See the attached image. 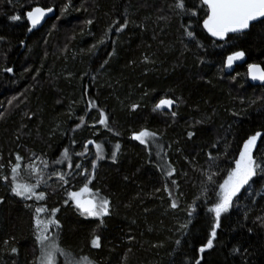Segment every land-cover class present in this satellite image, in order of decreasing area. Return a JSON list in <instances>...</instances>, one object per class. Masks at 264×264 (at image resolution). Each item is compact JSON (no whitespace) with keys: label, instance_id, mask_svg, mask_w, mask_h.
Wrapping results in <instances>:
<instances>
[{"label":"trees","instance_id":"obj_1","mask_svg":"<svg viewBox=\"0 0 264 264\" xmlns=\"http://www.w3.org/2000/svg\"><path fill=\"white\" fill-rule=\"evenodd\" d=\"M174 4L0 0L2 174L11 178L16 155L23 157V165L35 162L42 167L40 160L48 161L43 170L46 183L38 189L47 198L40 204L60 209L58 243L73 257L87 256L94 264H194L213 222L207 208L215 200V189L207 185L206 174L217 172L215 180L222 182L243 141L257 131L264 134V85H252L247 73L251 63L264 68V25L216 41L202 28L205 6L200 0H186L196 17L181 14ZM33 6H53L56 17L32 32L26 20L11 21L16 14L23 19ZM125 22L127 26L117 31ZM189 25L196 40L186 36ZM234 51L245 52V63L229 74L224 61ZM4 67L13 72H3ZM162 98L175 104L154 111ZM90 100L108 115L109 128L97 123L96 108L86 114ZM133 104L139 105L135 111ZM81 116L85 125L77 127ZM145 128L157 133L161 155L175 169L173 176L161 171L154 148L150 156L131 138ZM189 132L195 133L191 139ZM88 140L104 146L90 185L111 202L103 224L80 215L70 201L64 204L67 191L82 186L84 178L80 170L67 167L68 161L54 163L67 148L73 165L91 172L94 145L86 156L73 155L83 151ZM117 143L121 148L113 162ZM257 145L254 155L264 157V143L258 140ZM209 154L219 159L213 162ZM58 173H72L67 185ZM20 179L33 183L35 176L22 166ZM246 189L222 216L215 247L204 253L201 264H264V223L259 219L264 218V175L254 177ZM0 200V264H33L39 255L33 201L12 195L10 184L2 180ZM172 200L178 204L175 209ZM184 224L188 227L182 228ZM94 236L101 238L98 249L91 247ZM234 247L241 254H233Z\"/></svg>","mask_w":264,"mask_h":264},{"label":"snow or ice","instance_id":"obj_2","mask_svg":"<svg viewBox=\"0 0 264 264\" xmlns=\"http://www.w3.org/2000/svg\"><path fill=\"white\" fill-rule=\"evenodd\" d=\"M204 8V17L202 18V28L203 30L212 38L216 40H229L232 35L236 34H246L250 28L255 27L256 24L264 25V0H200ZM174 7L184 15H189L196 17L198 15L197 11L191 10L186 7V0H175ZM67 9L65 8L64 11ZM54 11L52 7L46 6H33L30 10L24 13V18L20 14H16L10 17L13 22L24 23L26 20L27 31L31 32L40 23ZM87 23L90 25L93 21L89 20ZM118 23V22H117ZM127 26L125 22L121 25L117 31H122L124 27ZM191 25L185 29L186 36L189 40H196V35L194 30H189ZM111 28L109 29V32ZM232 34V35H230ZM107 35V33H106ZM105 41L101 39L100 44ZM203 47V45H199ZM96 46L94 45L93 48ZM245 58L244 51H234L226 57L224 61V67L231 69L235 62L241 61ZM104 63H107L105 61ZM103 66V65H102ZM3 72L12 73L13 69L11 67H4ZM248 75L253 81L259 80L264 82V68L260 64H248ZM175 104V100L169 98H162L154 106V111L162 109H171ZM139 107L138 104L132 105V110L135 111ZM93 108H96L99 112L98 124L109 128V117L102 110L97 108L95 101H88V107L86 110L90 112ZM173 117L176 116V112L171 113ZM80 124L77 127L85 125V118L83 116L79 117ZM95 127V124L91 125ZM195 135L194 132L188 133V138L191 139ZM133 140L138 141L141 145H144L149 151V155H152L153 148L155 149V154L159 160L162 161L161 171L166 173V177L173 176L175 169L171 168L170 165L164 160V156L161 155L163 152V146H161L157 140V133L148 130L147 128L140 130L138 133H133ZM261 141L264 143V134L257 131L254 135L248 136L242 143V147L238 150V157L232 162L234 166L230 167L226 171V175L222 178V182L217 183L215 177L217 172H210L206 174L207 185L214 186L215 189V200L212 202L211 206L207 208V212L212 214L213 222L211 225V230L208 234L207 242L201 245L198 249L199 256L194 260V264H201L204 260V253L213 249L215 247V242L217 241V230L221 228V218L225 214H228L234 206V200L239 197L241 190L247 191L246 186L253 181V178L257 175H264V157H258L254 155V151L258 149L257 142ZM75 144V141H72ZM89 145H94L95 147V157L96 160L104 158V146L101 143H95L93 140H88L83 143V151L73 153L75 156H86L89 152ZM215 147V145H213ZM121 145L119 143L114 145V150L111 153L113 162L116 160L117 153L119 152ZM35 155V154H33ZM62 159H57L54 161L55 164H62L68 161L67 167L69 169L80 170L78 175L84 178V183L77 190L67 191V199H65L64 204L68 205L69 201L74 205L78 213L85 217L95 218L100 221L101 224L104 223V217L110 215V200L100 194L98 190L93 191L90 187L92 180L95 178V169L97 167L96 161L91 162V172L87 168H83L81 164L73 165L71 161V156L69 155V149H64ZM209 159L213 162L219 157H214L209 154ZM15 163L10 165V179L9 175H3L2 170L4 168L3 164H0V180L5 183L10 184V191L12 195L24 200L33 201L34 207V236L35 241L39 249V255L33 261V264H58L59 257H64L63 264H93L91 259L87 256L79 258H70L69 253L64 250L58 243L59 230L61 225L58 219H56V214L60 211L59 208H53L49 210L46 206L40 204V202L46 201V193L43 190L38 191L41 185L46 183L43 179V170L48 168V161L41 159L40 165L38 166L35 162H31L27 165H23V157L16 155ZM22 166L25 167L31 174L35 176V181L33 183H25L20 179ZM72 173L64 174L58 173V178L63 185L69 183L68 176ZM175 184V180L172 181ZM165 191H168L167 185L165 186ZM209 189L207 186L204 189V195H208ZM169 198H171V192L168 193ZM199 199V197H198ZM210 199V197H209ZM3 203V200H0ZM27 207H33V205H27ZM171 207L173 209L178 207L175 200H172ZM193 211L195 209L193 208ZM189 216L192 215L190 211ZM247 219V216H245ZM262 223H264V218H259ZM191 223V221H189ZM243 227V225H240ZM188 224L182 225V228H187ZM55 229V235H51V230ZM249 232L252 229H248ZM100 236H94L91 240V247L98 249L101 247ZM8 244V241H4ZM176 244L179 245L180 241L177 240ZM247 251L246 249L244 250ZM12 254L17 253L15 247L11 248ZM233 254H241V249L239 247H234L232 249Z\"/></svg>","mask_w":264,"mask_h":264},{"label":"water","instance_id":"obj_3","mask_svg":"<svg viewBox=\"0 0 264 264\" xmlns=\"http://www.w3.org/2000/svg\"><path fill=\"white\" fill-rule=\"evenodd\" d=\"M53 9H54V11L52 12V13H50L41 23H40V25H38L35 29H33V31H35V30H38V29H40L45 23H46V21L47 20H49V19H52V18H54V17H56V10H55V8L53 7V6H51ZM206 7V6H205ZM30 10V9H29ZM30 26V25H29ZM32 32V31H31ZM231 35V34H230ZM212 38V37H211ZM212 39H214V40H216L215 38H212ZM216 41H224V40H216ZM245 63V58L243 59V60H241V61H237V62H235L234 63V65H233V67L231 68V69H228V68H225V71L227 72V73H232L233 71H234V69H235V67L236 66H238V65H242V64H244ZM251 64H253V63H251ZM255 64H259V63H255ZM261 65V64H260ZM261 67L263 68V66L261 65ZM247 73H248V66H247ZM248 79H249V82L252 84V85H255V86H258V85H264V82H261V81H259V80H256V81H253L251 78H250V76L248 75Z\"/></svg>","mask_w":264,"mask_h":264},{"label":"rangeland","instance_id":"obj_4","mask_svg":"<svg viewBox=\"0 0 264 264\" xmlns=\"http://www.w3.org/2000/svg\"><path fill=\"white\" fill-rule=\"evenodd\" d=\"M159 102V100L156 102V103H158ZM170 110V109H169ZM94 150H95V148H94ZM94 160L95 161H98V160H96V157L94 158ZM81 187V186H80ZM92 188V187H91ZM78 189V188H77ZM77 189H74V190H77ZM93 191H95L94 189H93ZM70 256V258H76V257H73V256H71V255H69ZM63 261H64V257H59V260H58V264H63ZM94 264V263H93Z\"/></svg>","mask_w":264,"mask_h":264}]
</instances>
